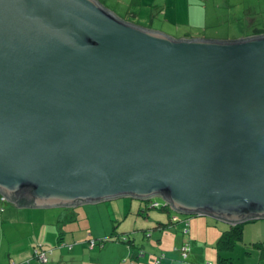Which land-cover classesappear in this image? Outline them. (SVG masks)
I'll list each match as a JSON object with an SVG mask.
<instances>
[{
	"label": "water",
	"instance_id": "obj_1",
	"mask_svg": "<svg viewBox=\"0 0 264 264\" xmlns=\"http://www.w3.org/2000/svg\"><path fill=\"white\" fill-rule=\"evenodd\" d=\"M0 194L264 219V36L178 40L99 0H0Z\"/></svg>",
	"mask_w": 264,
	"mask_h": 264
},
{
	"label": "crops",
	"instance_id": "obj_2",
	"mask_svg": "<svg viewBox=\"0 0 264 264\" xmlns=\"http://www.w3.org/2000/svg\"><path fill=\"white\" fill-rule=\"evenodd\" d=\"M178 1L99 0L123 20L143 27L148 26L147 28L154 26L155 21L162 16H168L169 10L174 9ZM193 6L192 0H187L188 9ZM141 18H150V24H140ZM141 205L138 203L134 210L138 217L130 220L123 230L117 229L118 225L111 223L108 226H101L100 234L93 230L91 235L93 239H109L107 242L100 241V246L90 248V242L84 236L63 234L61 231L63 210L54 212L53 214L58 213L54 218L46 209L19 208L10 201L4 202L0 194V264H37L32 257V249L41 242L44 246L53 248V254L49 256V262L46 264H155L162 253L166 254L162 264H204L208 261L218 264L220 260L216 253V244L222 230L228 228L227 224L217 225L213 231L210 228V220L193 219L190 222L191 234L186 237L181 233L182 228H174L175 232L159 230L153 221L154 214L150 212L153 218L147 216L148 212L144 211V208L141 209ZM130 206L133 207L132 202ZM138 208L140 213L137 211ZM83 209L85 214L94 211L99 213L96 207ZM158 220L166 222L167 219L159 217ZM248 224L258 227L257 232L264 229V219L244 225L242 241L225 254L228 264H264V235L248 236L249 231L253 229H250ZM147 232L150 236L146 235ZM126 238L128 242L125 241ZM186 241H190L192 250L188 261L182 263L177 249Z\"/></svg>",
	"mask_w": 264,
	"mask_h": 264
},
{
	"label": "rangeland",
	"instance_id": "obj_3",
	"mask_svg": "<svg viewBox=\"0 0 264 264\" xmlns=\"http://www.w3.org/2000/svg\"><path fill=\"white\" fill-rule=\"evenodd\" d=\"M192 3L194 6L189 10L187 0H179L174 9L169 10L168 16H162L155 21L153 29L162 30L171 35L177 33L179 35H189L192 39L209 38L214 40H236L245 36H253L259 31L264 32V0H192ZM139 23L143 25L150 24V18H141ZM156 199L163 204L162 199ZM131 202L133 207L130 206ZM138 203L146 204V202L140 200L126 198L110 204H84L78 207H70L68 210L77 211V219L63 221L66 218V213L64 212L61 231L66 233L67 236L74 234L88 238V235L91 236L93 234V230L100 234L99 228L108 226L109 223L117 224V229L121 228L123 230L130 220L138 217L137 212L134 211ZM84 207H96L99 213L94 211L93 213L85 214ZM64 209L48 208L46 212L55 218L58 213H53L59 212V210L64 211ZM137 211L140 213L139 208ZM149 211L156 216L164 214L167 217L168 215L163 210L150 208ZM127 217L129 218L128 220H126ZM193 219L210 220V228L213 231L218 227L217 225L224 226L227 224L206 216H194ZM248 225L250 229L253 228L249 231L248 236L264 235V229L257 232L258 227ZM227 226H230V224H227ZM77 228L80 230H77ZM177 228L181 229L182 227L177 226ZM173 230L175 232V229ZM37 264L42 263L37 261Z\"/></svg>",
	"mask_w": 264,
	"mask_h": 264
},
{
	"label": "trees",
	"instance_id": "obj_4",
	"mask_svg": "<svg viewBox=\"0 0 264 264\" xmlns=\"http://www.w3.org/2000/svg\"><path fill=\"white\" fill-rule=\"evenodd\" d=\"M102 6H104V5L102 4ZM129 18H133V17H129ZM150 29L154 30L153 26ZM155 31H157V30H155ZM161 32H164V31H161ZM164 33H166V32H164ZM167 35L171 36L174 39H178V40L192 39V37H189L188 35H179L178 33L174 34V35H171V34H167ZM183 36H185V37L183 38ZM260 36H264L263 31H259L258 33H256L255 35H253L251 37L247 36V38L260 37ZM200 39H204V38H200ZM233 41H235V40H233ZM160 199H162V198H160ZM2 201L6 202L8 200L2 196ZM142 202H146V204L141 203L142 204L141 209L144 208V211L148 212L146 214L147 216H150L153 218V215H151V213L149 211L150 208L157 209V210H163V211L167 212V214H168L167 217L164 214H162L161 216L154 215L155 218H153V221H154L155 225L157 224L156 227L159 230H162V231L171 230L172 231L174 228H177V226H181L182 227L181 233H183V235L186 237L190 236V234H191L190 222H191L192 218L194 217V215H183V214L177 212L173 208V206L168 204L165 200H163V204H161V202L156 198L151 199V200H147V201H142ZM144 206H146V207H144ZM64 212L66 213L65 221L66 220L72 221L75 218H77V211L73 212V211L68 210V208H65ZM159 217H165L167 219L166 222H164L162 220H158ZM244 225H246V224L230 225V226H227L228 227L227 229L222 231L220 238L216 244L217 245L216 246V253H218L219 260H220L218 262V264H228V262H226L227 260H226L225 254L227 251L231 250L236 244H239L242 241L243 236H244L243 235ZM63 234H65V233H63ZM146 235L150 236V234H146ZM108 239L109 238H105L102 240H97V239L95 240L92 238V236H88V238H87V240H89V242H90V248H94L98 245L100 246L101 242H107ZM125 241L128 242V239L126 238ZM183 247L189 248V253H188L187 257H184V255H183V252H182ZM32 250H33V253H32L33 259H35L36 261H38L42 264L48 263L49 262V256L51 254H53V248H49L47 246H44V244L42 242L34 245ZM191 250H192V246L190 244V241H186L182 247L177 249V251H179V253H180L182 263H185L188 261L189 256L191 254ZM39 254H45L47 256V262H42L38 258ZM165 259H166V254L162 253V254H160V256H158L157 260L155 261V264H162V261ZM13 264H15V263H13ZM204 264H213V263L208 261Z\"/></svg>",
	"mask_w": 264,
	"mask_h": 264
},
{
	"label": "built area",
	"instance_id": "obj_5",
	"mask_svg": "<svg viewBox=\"0 0 264 264\" xmlns=\"http://www.w3.org/2000/svg\"><path fill=\"white\" fill-rule=\"evenodd\" d=\"M183 255L184 257L188 256L189 253V248L188 247H183L182 249ZM38 258L42 261V262H47V256L45 254H39Z\"/></svg>",
	"mask_w": 264,
	"mask_h": 264
},
{
	"label": "flooded vegetation",
	"instance_id": "obj_6",
	"mask_svg": "<svg viewBox=\"0 0 264 264\" xmlns=\"http://www.w3.org/2000/svg\"><path fill=\"white\" fill-rule=\"evenodd\" d=\"M70 208V207H69Z\"/></svg>",
	"mask_w": 264,
	"mask_h": 264
}]
</instances>
